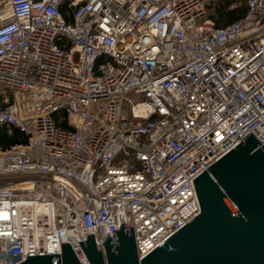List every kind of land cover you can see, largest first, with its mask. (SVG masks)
I'll use <instances>...</instances> for the list:
<instances>
[{
  "label": "built area",
  "instance_id": "built-area-1",
  "mask_svg": "<svg viewBox=\"0 0 264 264\" xmlns=\"http://www.w3.org/2000/svg\"><path fill=\"white\" fill-rule=\"evenodd\" d=\"M0 0V264L133 227L141 261L201 213L194 179L264 146V0ZM237 3L229 9H235Z\"/></svg>",
  "mask_w": 264,
  "mask_h": 264
},
{
  "label": "water",
  "instance_id": "water-1",
  "mask_svg": "<svg viewBox=\"0 0 264 264\" xmlns=\"http://www.w3.org/2000/svg\"><path fill=\"white\" fill-rule=\"evenodd\" d=\"M249 134L194 179L201 213L141 261L133 227L113 231L103 252L93 235L81 242L89 264H264V146ZM61 255L22 264H80L70 244Z\"/></svg>",
  "mask_w": 264,
  "mask_h": 264
},
{
  "label": "trees",
  "instance_id": "trees-1",
  "mask_svg": "<svg viewBox=\"0 0 264 264\" xmlns=\"http://www.w3.org/2000/svg\"><path fill=\"white\" fill-rule=\"evenodd\" d=\"M237 3L235 9L230 10L229 7ZM246 3L242 0H219L210 8V16L214 18L218 26H225L240 19L246 12ZM22 140V136L15 132L14 137H8L5 128L1 131V145L8 147L13 143Z\"/></svg>",
  "mask_w": 264,
  "mask_h": 264
}]
</instances>
